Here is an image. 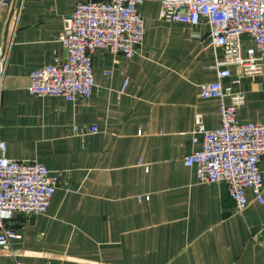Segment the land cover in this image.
Masks as SVG:
<instances>
[{"label":"crops","instance_id":"crops-1","mask_svg":"<svg viewBox=\"0 0 264 264\" xmlns=\"http://www.w3.org/2000/svg\"><path fill=\"white\" fill-rule=\"evenodd\" d=\"M78 1L15 7L11 0L0 8L6 156L60 173L44 214H13L17 237L10 250L0 246V264H264V170L263 201L246 189L249 204L236 212L223 183H201L184 164L202 144L196 115L207 129L220 123L217 100L199 96L222 54L205 22L162 20L160 1L144 0L139 52L124 58L96 50L87 100L28 92L32 69L65 57L57 35ZM251 45L242 35L241 51ZM228 68L225 102L242 94L237 119L264 123V60L256 75ZM74 124L97 131L75 135Z\"/></svg>","mask_w":264,"mask_h":264},{"label":"built area","instance_id":"built-area-1","mask_svg":"<svg viewBox=\"0 0 264 264\" xmlns=\"http://www.w3.org/2000/svg\"><path fill=\"white\" fill-rule=\"evenodd\" d=\"M159 16L165 21L208 25L214 48L222 51L217 61L215 79L202 83L199 96L213 98L220 110L219 126L204 127L201 115L195 117V132L202 136L201 148L184 158L195 167L201 183H223L234 210L242 212L249 204L246 189L254 199L263 201L264 123L243 121L236 117V107L244 99L233 94L226 103L222 80L229 77V65L241 67L243 73L261 72L264 60V0H159ZM11 0H0V8ZM144 0H84L63 17L57 41L64 58L34 68L29 73L27 90L36 96H60L68 101L87 100L94 87L92 55L106 50L131 58L140 50L144 35L139 5ZM19 12L13 14L18 21ZM252 45L241 51L242 35ZM7 55L0 46V108ZM111 71H106L110 75ZM95 125H72V133H95ZM7 145L0 138V246L10 250L17 233L11 225L13 214H44L57 188L60 173L52 172L36 160H17L6 156ZM264 248V236L260 241ZM18 264V263H16Z\"/></svg>","mask_w":264,"mask_h":264},{"label":"water","instance_id":"water-1","mask_svg":"<svg viewBox=\"0 0 264 264\" xmlns=\"http://www.w3.org/2000/svg\"><path fill=\"white\" fill-rule=\"evenodd\" d=\"M20 3V0H15V7H17Z\"/></svg>","mask_w":264,"mask_h":264}]
</instances>
